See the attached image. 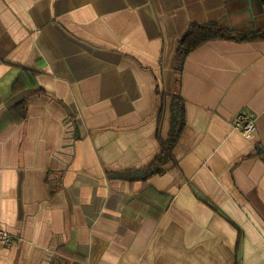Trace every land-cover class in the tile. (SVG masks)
Here are the masks:
<instances>
[{
	"label": "crops",
	"instance_id": "obj_1",
	"mask_svg": "<svg viewBox=\"0 0 264 264\" xmlns=\"http://www.w3.org/2000/svg\"><path fill=\"white\" fill-rule=\"evenodd\" d=\"M203 25L234 39L179 71ZM261 33L264 0H0V264H264Z\"/></svg>",
	"mask_w": 264,
	"mask_h": 264
},
{
	"label": "trees",
	"instance_id": "obj_2",
	"mask_svg": "<svg viewBox=\"0 0 264 264\" xmlns=\"http://www.w3.org/2000/svg\"><path fill=\"white\" fill-rule=\"evenodd\" d=\"M258 37L264 38V33L257 35ZM255 37V36H254ZM238 38V37H236ZM219 39H234L230 35L220 31L217 27L213 25H206V26H194L189 29L186 35L180 40L177 53H176V61H177V69L180 71L181 66L187 55H189L192 51L200 47L201 45ZM238 39H249V37H240ZM175 102L178 104L181 103L179 97H175ZM24 109L25 115V104L22 107ZM173 146V142L171 141L165 146L163 155L160 157L159 161L161 163L165 162L171 153V149Z\"/></svg>",
	"mask_w": 264,
	"mask_h": 264
},
{
	"label": "built area",
	"instance_id": "obj_3",
	"mask_svg": "<svg viewBox=\"0 0 264 264\" xmlns=\"http://www.w3.org/2000/svg\"><path fill=\"white\" fill-rule=\"evenodd\" d=\"M230 124L231 127L238 131L246 140H252L257 133L255 118L245 111L235 115ZM10 243V234L5 229L0 228V248L9 246Z\"/></svg>",
	"mask_w": 264,
	"mask_h": 264
}]
</instances>
